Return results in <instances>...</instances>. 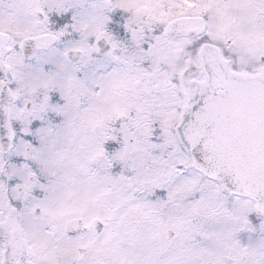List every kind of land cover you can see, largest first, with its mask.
<instances>
[{
  "label": "snow or ice",
  "instance_id": "1",
  "mask_svg": "<svg viewBox=\"0 0 264 264\" xmlns=\"http://www.w3.org/2000/svg\"><path fill=\"white\" fill-rule=\"evenodd\" d=\"M0 264H264V0H0Z\"/></svg>",
  "mask_w": 264,
  "mask_h": 264
}]
</instances>
